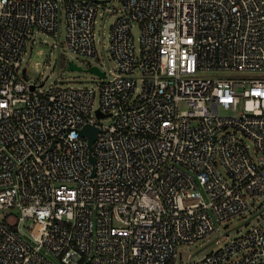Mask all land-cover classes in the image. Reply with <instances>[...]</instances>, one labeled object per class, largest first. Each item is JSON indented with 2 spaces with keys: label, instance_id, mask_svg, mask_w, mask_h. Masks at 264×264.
Returning a JSON list of instances; mask_svg holds the SVG:
<instances>
[{
  "label": "built area",
  "instance_id": "2783aa9c",
  "mask_svg": "<svg viewBox=\"0 0 264 264\" xmlns=\"http://www.w3.org/2000/svg\"><path fill=\"white\" fill-rule=\"evenodd\" d=\"M110 15L97 92L21 75L61 22L96 60ZM263 194L264 0H0V264H175L244 215L187 264H264Z\"/></svg>",
  "mask_w": 264,
  "mask_h": 264
},
{
  "label": "rangeland",
  "instance_id": "374dc122",
  "mask_svg": "<svg viewBox=\"0 0 264 264\" xmlns=\"http://www.w3.org/2000/svg\"><path fill=\"white\" fill-rule=\"evenodd\" d=\"M111 8L118 9L119 3L114 2ZM116 15H110L106 19L102 16H96L94 25V40H95V58L96 60H86L81 57H76L66 48L64 42V27L60 23L58 35L56 39L45 37L41 34L36 35V43L33 46L26 47L24 61L21 64V69L25 71V78L29 84L36 86L43 83L41 90H45L50 83L58 84L65 88H91L97 92L99 78L87 72L89 67H97L106 73L107 69L112 68L113 64L108 57V34L112 20ZM138 30H131V39L133 45H137ZM71 63L78 67L80 71H68L67 64ZM97 105L95 97L94 105ZM254 206L264 207V194L254 202ZM260 208V209H261ZM244 221L233 218L225 230H220L219 234H212L203 238L201 241L192 243L177 248L174 258L175 264H187L189 256L200 258L204 254L219 249L228 241L241 236L248 230L254 221L247 215H244ZM224 237H226L224 239Z\"/></svg>",
  "mask_w": 264,
  "mask_h": 264
},
{
  "label": "water",
  "instance_id": "95a60500",
  "mask_svg": "<svg viewBox=\"0 0 264 264\" xmlns=\"http://www.w3.org/2000/svg\"><path fill=\"white\" fill-rule=\"evenodd\" d=\"M67 70L68 71H80V69L78 67H75L74 65H72L71 63H68L67 64ZM24 69L21 70V75L23 76L24 74ZM87 72L96 76V77H102L103 74L94 66L92 67H89L87 69ZM97 117L99 118V116L97 115ZM98 133V131L92 127H89V126H84L81 131L79 132L80 136L81 137H84L86 138L87 140V148H88V151H90V146H91V143L93 142L94 140V137L95 135ZM89 162L92 164L93 163V160L92 158L89 156Z\"/></svg>",
  "mask_w": 264,
  "mask_h": 264
},
{
  "label": "trees",
  "instance_id": "16d2710c",
  "mask_svg": "<svg viewBox=\"0 0 264 264\" xmlns=\"http://www.w3.org/2000/svg\"><path fill=\"white\" fill-rule=\"evenodd\" d=\"M169 264H172V263H169Z\"/></svg>",
  "mask_w": 264,
  "mask_h": 264
}]
</instances>
